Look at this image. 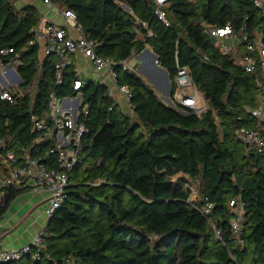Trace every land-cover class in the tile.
<instances>
[{
    "label": "trees",
    "instance_id": "trees-1",
    "mask_svg": "<svg viewBox=\"0 0 264 264\" xmlns=\"http://www.w3.org/2000/svg\"><path fill=\"white\" fill-rule=\"evenodd\" d=\"M51 1L75 13L102 56L130 60L150 46L169 74L171 97L176 64L186 66L206 110L182 114L162 102L136 66L117 65V83L131 92L136 117L131 121L106 85L83 78L80 92L90 108L81 120L89 131L64 200L47 220L40 258L26 255L0 264H264V151L244 154L233 133L245 126L264 137L246 110L257 104L256 87L253 76L234 63L233 55L221 54L204 29L230 23L238 30L244 22L251 35L260 32L264 38V17L253 0H169L165 21L154 14L152 0ZM40 18L34 5L17 8L14 0H0V47L19 51ZM37 53L36 47L22 52L17 69L29 89L15 103L0 105L4 147L16 153L27 147L31 156L51 143L33 144L40 134L31 116L44 117L52 88L60 97L73 95L79 77L70 64L55 86L56 58L48 56L39 65ZM8 170L0 161V177ZM182 174L198 177L201 196L214 203L211 218L224 231V245L215 240L207 218L186 201ZM22 189H7V205ZM233 198L245 204L243 244L229 239Z\"/></svg>",
    "mask_w": 264,
    "mask_h": 264
},
{
    "label": "built area",
    "instance_id": "built-area-1",
    "mask_svg": "<svg viewBox=\"0 0 264 264\" xmlns=\"http://www.w3.org/2000/svg\"><path fill=\"white\" fill-rule=\"evenodd\" d=\"M154 14L165 21L164 7L169 0H152ZM47 8L41 14L38 22L30 28L31 37L20 48L12 46L0 47V105L15 103L18 97L24 96L26 90L21 91L23 84L18 73L22 52L32 47L37 48V58L41 65L45 58H56L54 64V85L62 83L65 69L73 64L72 56L80 55L89 64L95 79L107 86V94L117 103L121 98L130 106L131 92L126 85H119L114 71L117 65L123 69H133L129 60L116 61L111 57L102 56L97 52L98 42L90 39L77 23L75 13L51 1L42 0ZM253 4L264 17V1L253 0ZM61 17L62 22L51 20L48 14ZM144 27L146 25L144 24ZM205 32L221 54H231L234 63L245 73L253 76L256 87V106L246 110L256 119L257 125L264 129V38L260 32L251 35L243 22L238 30L228 23L223 26L205 24ZM70 30H75L77 36H72ZM149 35L151 34L148 32ZM78 78L73 81V95L60 97L54 88L47 96L45 115L40 118L31 116L33 129L40 137L33 141H51L50 147L42 154H29L27 147H21L16 153L4 147L0 140V161L9 167L8 173L0 177V194L10 186L28 188L32 194H40L44 198L43 211L49 218L62 204L65 191L68 188L70 173L78 163L82 150V137L89 131L82 116L87 115L90 103L82 98L80 89L83 78L75 69ZM175 90L169 95L170 106L179 112L192 110L197 115L206 110L201 95L192 83L186 66L176 64L174 75ZM14 91L17 94H14ZM79 96V97H78ZM119 97V98H118ZM111 110V107H109ZM131 110V107H130ZM234 136L243 146L244 154L264 151V137L258 129L240 126L233 130ZM181 188L187 193L186 201L200 214L205 216L210 224L214 238L224 245L222 228L216 226L211 218L214 203L203 198L200 194L198 177H189ZM98 181H100L98 179ZM233 216L229 220V239L237 244H243V209L245 204L239 198L229 200ZM45 228L37 232L29 244L14 249H5L0 243V262L19 261L26 255L32 260H39L44 246Z\"/></svg>",
    "mask_w": 264,
    "mask_h": 264
},
{
    "label": "crops",
    "instance_id": "crops-1",
    "mask_svg": "<svg viewBox=\"0 0 264 264\" xmlns=\"http://www.w3.org/2000/svg\"><path fill=\"white\" fill-rule=\"evenodd\" d=\"M14 4L17 8H21L24 5L35 6L33 0H14ZM42 10L45 12L47 10L43 4ZM70 34L74 37L77 36V32L75 30H70ZM146 52L150 53V55L153 53L150 46L149 49L146 48ZM72 60L75 69L79 71L82 78H87L86 76L89 73L93 74L89 64L80 55L72 56ZM140 62L142 67L143 65L145 67L144 61L141 60ZM137 70L138 74H141L138 67ZM162 84L163 82L160 85L162 86ZM117 104L124 113H127V106L129 107V111H131L130 106L121 98H119ZM181 113L185 114L183 112ZM6 193H9L8 190L3 191L2 194H0V210L5 208L4 212L0 215V243L2 245L4 240L10 239L14 243L13 248H18L29 244L33 236L45 228L48 217L44 223V198L40 194H32L28 188H23L13 199H11L9 205H7L9 199L6 204L3 205L2 200L4 199Z\"/></svg>",
    "mask_w": 264,
    "mask_h": 264
},
{
    "label": "rangeland",
    "instance_id": "rangeland-1",
    "mask_svg": "<svg viewBox=\"0 0 264 264\" xmlns=\"http://www.w3.org/2000/svg\"><path fill=\"white\" fill-rule=\"evenodd\" d=\"M34 1V4H35V6L37 7V9H38V11H39V14L41 15V14H43L45 11H43L42 10V0H33ZM48 16H50L51 18V20H54V22H57V23H61L62 22V19H61V17H59L58 15H54L53 14V12H50L49 14H48ZM145 48H148L149 49V46H146ZM141 60H143L144 61V63H145V67L144 68H142L143 70H144V72H145V74L147 75V76H149L150 74H155V73H159V74H161V78H162V80H163V84H162V86L161 87H158V86H153V84L152 83H150L149 81H147V78L144 76V75H142V74H139L142 78H143V80L150 86V87H152V89L156 92V94L158 95V97L163 101V98L165 97V92H166V87H167V84H166V79H165V75L163 74V72L162 73H160V71H158L157 69H155L154 70V67H153V65H152V56L150 55V53H148V52H146V53H144L143 55H141L140 57H139V59H138V61L136 62V68H135V70H136V72L138 73V70H137V67H138V65H140V61ZM147 63H148V66H146L147 65ZM154 66H156V65H154ZM87 78H91V79H93V78H96L97 76L93 73V74H88L87 76H86ZM171 82V81H170ZM35 83H36V81H35ZM35 83L33 84L34 86H35ZM34 86H32V91H34L35 89H34ZM20 90L21 91H23V90H25V87L24 86H20ZM201 95V94H200ZM202 98V97H201ZM165 101V100H164ZM163 101V102H164ZM202 101H203V98H202ZM203 103H204V105L206 106V104H205V102L203 101ZM125 114H127V115H129L130 116V120L131 121H135L136 120V117L134 116V115H132V113H131V111H129V107L127 106V113H125ZM216 123L217 124H219V121L218 120H216ZM264 130V129H263ZM138 131L139 132H142L144 135H146V130H145V127L144 126H142V125H139L138 126ZM180 175V174H179ZM178 177V175H174L173 176V179H175L176 180V178ZM175 186H177L176 185V183H175ZM43 218H44V223L46 222V220H47V216L46 215H44L43 214ZM151 240L153 241V242H156V241H158V237L157 236H152L151 237ZM2 247H5V248H7V249H14L13 248V246H14V243L10 240V239H7V240H4L3 241V243H2V245H1Z\"/></svg>",
    "mask_w": 264,
    "mask_h": 264
},
{
    "label": "water",
    "instance_id": "water-1",
    "mask_svg": "<svg viewBox=\"0 0 264 264\" xmlns=\"http://www.w3.org/2000/svg\"><path fill=\"white\" fill-rule=\"evenodd\" d=\"M145 52H146V48H144L140 53H138V54L135 55L133 58H131V59L129 60V64H130V66H131V67H134V66L136 65V62L138 61L139 57H140L141 55H143ZM151 56H152V65H153V67H154V70L157 69L158 71H160V73L163 72V74L165 75V79H166L167 87H166V92H165V98H164L165 102H164V103H165L166 105H169V106H170V104H171V100H170L169 95H170L171 82H170L169 74H168V72H167L163 67H161V66L158 64V57H157V55L154 54V53H151ZM154 65H156V66H154ZM138 69L140 70V73L143 74V75L147 78V80H148L150 83L153 84V86H155V87H156V86L161 87V85L159 84V82H158V84H157V82H156V79H158V74H157L158 72L155 73V76H156V78H155L153 74H150L149 76H147V75L145 74L144 70L142 69V65H141V64L138 65ZM161 71H162V72H161ZM160 75H161V74H160ZM161 77H162V76H161ZM78 97H79V96H78ZM182 112H183V113H186V111H182ZM9 197H10L9 193H6L5 196H4V199L2 200V202H3L2 204H3V205L6 204L7 200L9 199Z\"/></svg>",
    "mask_w": 264,
    "mask_h": 264
},
{
    "label": "bare ground",
    "instance_id": "bare-ground-1",
    "mask_svg": "<svg viewBox=\"0 0 264 264\" xmlns=\"http://www.w3.org/2000/svg\"><path fill=\"white\" fill-rule=\"evenodd\" d=\"M149 67V66H148ZM158 74V79H156V82H157V84H158V82L161 84L162 82H163V80H162V78H161V75L159 74V73H157ZM154 75V77L156 78V76H155V74H153Z\"/></svg>",
    "mask_w": 264,
    "mask_h": 264
}]
</instances>
